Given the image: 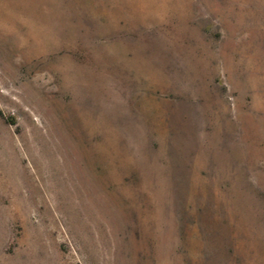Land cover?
<instances>
[{"label": "rangeland", "instance_id": "rangeland-1", "mask_svg": "<svg viewBox=\"0 0 264 264\" xmlns=\"http://www.w3.org/2000/svg\"><path fill=\"white\" fill-rule=\"evenodd\" d=\"M0 264H264V0H0Z\"/></svg>", "mask_w": 264, "mask_h": 264}]
</instances>
